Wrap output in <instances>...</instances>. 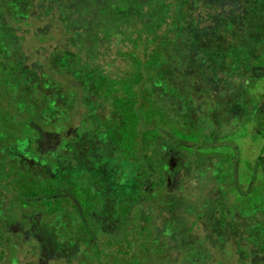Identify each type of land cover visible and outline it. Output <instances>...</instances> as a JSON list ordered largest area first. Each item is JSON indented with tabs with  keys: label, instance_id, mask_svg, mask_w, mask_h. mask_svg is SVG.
<instances>
[{
	"label": "trees",
	"instance_id": "trees-1",
	"mask_svg": "<svg viewBox=\"0 0 264 264\" xmlns=\"http://www.w3.org/2000/svg\"><path fill=\"white\" fill-rule=\"evenodd\" d=\"M260 82L264 0H0V264H255Z\"/></svg>",
	"mask_w": 264,
	"mask_h": 264
},
{
	"label": "rangeland",
	"instance_id": "rangeland-1",
	"mask_svg": "<svg viewBox=\"0 0 264 264\" xmlns=\"http://www.w3.org/2000/svg\"><path fill=\"white\" fill-rule=\"evenodd\" d=\"M257 92H264V83L260 82L257 87ZM228 141L233 143L236 146L242 164L240 165V175H241V189L243 191L248 189L250 178L252 175H255V182H264V137H258L254 131V125L247 124L243 129L237 131L234 135H232ZM243 161L250 163L251 165H256L255 171H247L243 167ZM256 162H258L256 164ZM177 163H174L172 166V171H176ZM214 164L212 162H207L204 164L205 170L203 172H207L208 174H212L214 172ZM215 191V190H214ZM212 192V196L214 197L216 192ZM260 226L259 223L255 224L253 229H256ZM229 231V229H227ZM235 253H232L234 255ZM165 255H156L154 253V257L157 259H162ZM149 259V257H148ZM245 259V258H244ZM253 262L255 264H264V244L262 245V249L258 250L254 254Z\"/></svg>",
	"mask_w": 264,
	"mask_h": 264
}]
</instances>
